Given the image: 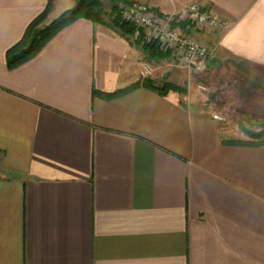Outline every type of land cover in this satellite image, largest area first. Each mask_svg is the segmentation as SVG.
<instances>
[{
	"label": "crops",
	"instance_id": "crops-1",
	"mask_svg": "<svg viewBox=\"0 0 264 264\" xmlns=\"http://www.w3.org/2000/svg\"><path fill=\"white\" fill-rule=\"evenodd\" d=\"M76 1L54 0L49 22ZM138 1L164 15L197 2L227 22L193 33L209 94L170 67L153 79L186 94L108 98L139 80L144 54L85 18L11 68L49 0H0V264H264V144L230 142L214 117L264 106V0Z\"/></svg>",
	"mask_w": 264,
	"mask_h": 264
},
{
	"label": "trees",
	"instance_id": "trees-1",
	"mask_svg": "<svg viewBox=\"0 0 264 264\" xmlns=\"http://www.w3.org/2000/svg\"><path fill=\"white\" fill-rule=\"evenodd\" d=\"M109 1L111 3V10L108 15L104 10V4L102 0H77L76 4L72 8L64 11L50 24L43 25V22L47 19V15L54 3V0H49L46 10L29 25L21 41L8 50V65L13 68L28 61L34 57L62 28L80 18L89 19L96 24L107 26L115 30L117 33H119V35L129 41L132 38L135 39L133 41H135L136 45L143 49L145 55L150 59H164L171 55L172 48L163 45L159 39H154L150 42L145 41L143 37L144 32L142 29L123 17L122 5L129 6L133 4V0ZM158 14L162 15L161 13ZM173 24H180L183 28H185L186 25L185 22H174ZM138 32L139 36H137ZM135 36L137 38H135ZM140 87L151 89L162 96H166L173 91L182 94H186L187 92V88L185 86L176 84L174 82H158L152 78H145L141 81H137L125 89L119 90L112 94H107L105 96L108 98L116 97L126 92L136 90ZM95 93L100 94V92L96 90ZM260 119L264 121V114L260 117ZM243 130H245L251 136L252 139L250 141L233 140L230 142L250 145L264 144V138H261L262 134L250 132L245 128V126H243Z\"/></svg>",
	"mask_w": 264,
	"mask_h": 264
},
{
	"label": "built area",
	"instance_id": "built-area-1",
	"mask_svg": "<svg viewBox=\"0 0 264 264\" xmlns=\"http://www.w3.org/2000/svg\"><path fill=\"white\" fill-rule=\"evenodd\" d=\"M122 15L126 20L142 29L145 41L159 39L163 45L180 50L183 53L184 63L199 71L207 69L206 63L210 56V50L185 32L186 29L180 24L174 25L173 23H182L185 18H188L199 28L215 29L227 26V22L218 14L203 8L199 3H192L183 7L177 14L163 18L153 14L147 5L135 3L131 6H124ZM146 69L148 70V68ZM197 88L201 92L208 90L204 83H199ZM214 117L222 119L217 115Z\"/></svg>",
	"mask_w": 264,
	"mask_h": 264
},
{
	"label": "rangeland",
	"instance_id": "rangeland-1",
	"mask_svg": "<svg viewBox=\"0 0 264 264\" xmlns=\"http://www.w3.org/2000/svg\"><path fill=\"white\" fill-rule=\"evenodd\" d=\"M103 4H104V10L105 12L108 13L111 10V3L109 0H102ZM138 3V4H142V5H147L150 10L153 12V14H155L157 17L163 18L166 16H173L175 14H177L183 7L188 6L192 3H197V2H192L186 5H183L179 10H177L174 14H162L161 12H159L158 10L154 9L153 7H151L150 5L138 1V0H133V4ZM131 4V5H133ZM129 5V6H131ZM124 7V5H122ZM158 13H161L162 15H159ZM106 15V16H107ZM108 17V16H107ZM184 22L186 23L185 25V29L188 34H190L191 36H193L195 39V35H193L194 31H201V30H206L207 28H199L197 27L194 23L191 22L190 19L185 18ZM51 22H49V19L44 20L43 25H48ZM220 28V27H219ZM217 29V28H215ZM212 30V29H209ZM137 36H139V32L137 33ZM135 38H137L135 36ZM135 39H131L130 42L137 46L139 49L142 50V53L144 54V58L142 59V63L143 65L142 67V71H140V78L138 81H141L145 78H154V76L156 75H160L159 77L162 78L161 75V70H166L167 68L173 67L175 68V70H180L182 72H184V69H189L192 74H194L197 79H196V85L195 88L198 92L207 95L210 93V87L208 86V83L206 81L207 78V73L209 70V66L208 63L207 64V69H205L204 71H199L198 69L196 70L195 68H192L191 66H189L188 64L184 63L182 57H183V53L180 50H176V49H171V55L167 58L164 59H150L148 58L143 49L136 45L135 41H133ZM198 42L199 40L196 39ZM200 43V42H199ZM202 44V43H200ZM204 45V44H202ZM205 46V45H204ZM207 47V46H206ZM208 48V47H207ZM209 49V48H208ZM180 58V59H179ZM208 61V60H207ZM148 68V70L146 69ZM206 72V74H205ZM199 74V75H198ZM199 83H204L207 85L208 90L205 92H201L197 86ZM187 93V92H186ZM223 107H225L224 103H220L219 107H218V111L216 112L215 115L219 116L222 119L221 123L223 126V130L225 131V136L229 139H233V140H245V141H250L252 138L251 136L245 131L243 130V126H245V128L247 130H249L250 132H255V133H260L262 134V139L264 138V121L260 119V117L264 114V107L263 105H258L256 106L254 109L252 110H245L241 107H237V108H232L229 109V112L226 115V110L222 109ZM261 107V108H260ZM245 114V115H244ZM261 140V139H260ZM264 140V139H263Z\"/></svg>",
	"mask_w": 264,
	"mask_h": 264
}]
</instances>
